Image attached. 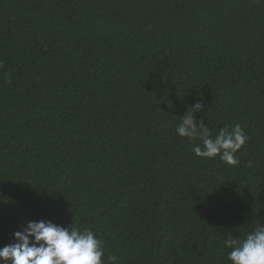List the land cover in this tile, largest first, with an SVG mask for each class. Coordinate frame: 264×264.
<instances>
[{"label":"trees","instance_id":"1","mask_svg":"<svg viewBox=\"0 0 264 264\" xmlns=\"http://www.w3.org/2000/svg\"><path fill=\"white\" fill-rule=\"evenodd\" d=\"M196 103L238 165L177 135ZM41 220L105 264H231L264 224V0H0V248Z\"/></svg>","mask_w":264,"mask_h":264},{"label":"clouds","instance_id":"2","mask_svg":"<svg viewBox=\"0 0 264 264\" xmlns=\"http://www.w3.org/2000/svg\"><path fill=\"white\" fill-rule=\"evenodd\" d=\"M202 110L200 103L189 107L176 128L177 135L202 142V146L193 147L198 157L219 156L228 165H238L236 153L248 141L244 129L239 124L231 128L225 125L213 137L208 126L194 117ZM248 166H252L251 161ZM13 237V243L0 248V264H105L103 240L92 230L81 231L73 224L64 227L51 221H29ZM224 243L231 249V264H264V224L257 225L243 240L229 237ZM109 259L116 261V257Z\"/></svg>","mask_w":264,"mask_h":264}]
</instances>
